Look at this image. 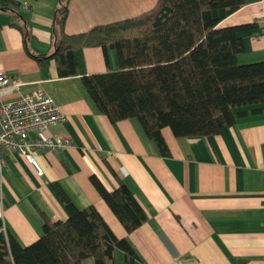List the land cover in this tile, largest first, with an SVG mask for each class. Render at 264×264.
<instances>
[{
    "label": "crops",
    "instance_id": "crops-1",
    "mask_svg": "<svg viewBox=\"0 0 264 264\" xmlns=\"http://www.w3.org/2000/svg\"><path fill=\"white\" fill-rule=\"evenodd\" d=\"M19 1L15 11L0 9V71L18 76L24 93L46 90L67 118L45 134L71 142L68 147L34 151L43 174L21 153L6 152L0 230L22 245L36 241L48 219H68L63 192L79 208L94 204L116 235L135 247L136 264H264V109L241 114L234 124L210 135L177 136L170 126H163L168 147L164 152L138 118L112 121L83 80L88 74L121 68L117 48L82 46L76 52L75 71L61 74L56 57L41 64L28 52L14 23L25 22L31 30L30 47L49 54L54 51L57 10L64 0ZM244 1L219 25L256 22V28L242 34L245 48L238 60L261 61L264 0ZM157 2L70 0L66 31L80 33L132 18ZM92 174L110 190L119 186V177L126 180L148 219L128 231L92 183ZM115 260L127 264L124 250H116ZM82 264L95 260L88 256Z\"/></svg>",
    "mask_w": 264,
    "mask_h": 264
},
{
    "label": "trees",
    "instance_id": "trees-1",
    "mask_svg": "<svg viewBox=\"0 0 264 264\" xmlns=\"http://www.w3.org/2000/svg\"><path fill=\"white\" fill-rule=\"evenodd\" d=\"M69 2L64 0L57 10L54 51L49 54L30 47L32 35L25 22L14 23L28 52L41 64L56 57L60 73L71 74L78 48L116 47L121 68L88 74L83 80L112 121L138 118L162 151L168 149L163 126L177 136L210 135L234 124L241 114L264 109V60H238L245 48L243 32L257 23L219 25L244 0H158L145 13L74 34L66 31ZM19 6V0H0V9L15 11ZM247 106L252 107L243 108ZM90 179L128 231L148 219L126 180L119 177V186L110 190L97 174ZM62 196L68 219H48L31 244L22 245L0 230V264H82L88 256L95 264H116L117 249L124 250L127 264H136L135 247L116 235L94 204L79 208Z\"/></svg>",
    "mask_w": 264,
    "mask_h": 264
},
{
    "label": "built area",
    "instance_id": "built-area-1",
    "mask_svg": "<svg viewBox=\"0 0 264 264\" xmlns=\"http://www.w3.org/2000/svg\"><path fill=\"white\" fill-rule=\"evenodd\" d=\"M21 89L22 81L18 76L0 71V180L9 150L21 153L38 173L43 174L44 169L34 151L68 147L71 142L66 137L45 134L51 125L67 118L53 97L44 89L30 93Z\"/></svg>",
    "mask_w": 264,
    "mask_h": 264
},
{
    "label": "rangeland",
    "instance_id": "rangeland-1",
    "mask_svg": "<svg viewBox=\"0 0 264 264\" xmlns=\"http://www.w3.org/2000/svg\"><path fill=\"white\" fill-rule=\"evenodd\" d=\"M239 55V54H238Z\"/></svg>",
    "mask_w": 264,
    "mask_h": 264
}]
</instances>
